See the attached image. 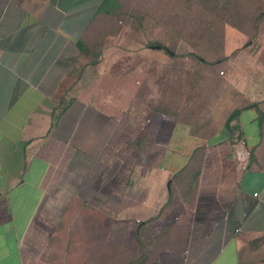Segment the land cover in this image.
<instances>
[{"label":"crops","instance_id":"1","mask_svg":"<svg viewBox=\"0 0 264 264\" xmlns=\"http://www.w3.org/2000/svg\"><path fill=\"white\" fill-rule=\"evenodd\" d=\"M130 1L0 0V264H264V14L151 76Z\"/></svg>","mask_w":264,"mask_h":264},{"label":"rangeland","instance_id":"2","mask_svg":"<svg viewBox=\"0 0 264 264\" xmlns=\"http://www.w3.org/2000/svg\"><path fill=\"white\" fill-rule=\"evenodd\" d=\"M122 5L124 10H127L122 11L120 19L125 26L129 27L128 29L131 32L129 35H124V38L127 37L128 40H133L136 46L143 45L150 38L162 37L168 41L167 43L176 45L175 48L179 54L186 55L189 52H197L207 58H217L221 55L223 57L220 48L223 36H225V39L227 36L229 40L231 37L236 39L230 40V43H234V45L239 41V38H237L238 33H236V37L233 36V32H236V30L231 29L228 32L230 27L225 24V21H222L221 18H212V15L206 13V8L200 6L197 2L191 3L187 0H134ZM243 42L245 40H242ZM242 43L240 42V44ZM152 45L154 44L150 45V52L151 59L154 62L150 66V75H162L165 71L162 66L163 59L169 61L171 57L164 50L154 48ZM254 45L255 43L251 46ZM242 53L248 54V47L242 48ZM188 58L193 57L188 55L184 59ZM238 60H240V57H238ZM236 61L232 62L231 68L242 74L240 72H243L244 69L234 68L236 67ZM170 67L167 65L165 69ZM183 70L185 73L191 70L189 62L185 64ZM140 74L142 76L141 72ZM157 76H155L156 80ZM156 88V86H151V91H154L157 96Z\"/></svg>","mask_w":264,"mask_h":264},{"label":"trees","instance_id":"3","mask_svg":"<svg viewBox=\"0 0 264 264\" xmlns=\"http://www.w3.org/2000/svg\"><path fill=\"white\" fill-rule=\"evenodd\" d=\"M188 2L191 3H195L197 2V4L199 3L200 6H203L206 8V13L208 15H212V18H221L222 21H225V24L228 25H233L239 28H244L246 27V24H250V22H253L257 25L258 23V16L261 14H264V11H262L261 13L259 11V0H187ZM192 7V6H191ZM257 11V12H256ZM256 12V14H254ZM223 41H224V36H223ZM222 41V42H223ZM168 41L164 40L162 37H156V38H150L149 40L146 41V45L150 46L151 44H160L161 47L160 49L164 50L167 54L170 55V57L172 59H180V58H186L188 57V55H191L194 58H198L200 60H205L204 56L199 55L197 52H189L188 54L184 55V54H179L176 51V45H171L170 43H167ZM222 46V45H221ZM221 48V47H220ZM222 60L219 57H217L214 61L209 62L212 65L215 64L216 62ZM182 67L183 69L185 68V63H182ZM184 72V70H183ZM224 72V71H223ZM169 74V73H168ZM171 74H173V71H171ZM184 74H186L184 72ZM193 76V74L189 73L184 75L183 79H182V83H181V87L183 88V95L184 96H188V94L192 91V88H194L195 85V81L197 80V78ZM157 81V80H156ZM173 81H171L168 77V80H166V89H167V97L166 98H170V100L172 102H175L173 97H174V93H173V89H172V85H173ZM202 83L198 82L199 85V93L203 91V85H201ZM201 86V87H200ZM187 94V95H186ZM190 96V95H189ZM178 97V96H175ZM185 99V98H184ZM188 102L184 101V105H196L194 100H193V95L190 96V98L187 99ZM181 101H183V99H181ZM191 101H193V103H191ZM178 103V102H177ZM191 103V104H190ZM197 107V105H196ZM205 119H201V121H206V117H208V120L206 122V124L211 121V117L212 115H206V113H200L199 114V118H204Z\"/></svg>","mask_w":264,"mask_h":264},{"label":"built area","instance_id":"4","mask_svg":"<svg viewBox=\"0 0 264 264\" xmlns=\"http://www.w3.org/2000/svg\"><path fill=\"white\" fill-rule=\"evenodd\" d=\"M250 152H251L250 149H248L246 147V140L244 138L241 139L240 145L237 147V153H238V155L240 157H245V156H248L250 154Z\"/></svg>","mask_w":264,"mask_h":264},{"label":"water","instance_id":"5","mask_svg":"<svg viewBox=\"0 0 264 264\" xmlns=\"http://www.w3.org/2000/svg\"><path fill=\"white\" fill-rule=\"evenodd\" d=\"M153 47H161V45L160 44H154V45H152ZM240 112V109L239 108H237V109H235L230 115H229V117H228V123H230L231 122V120L238 114Z\"/></svg>","mask_w":264,"mask_h":264}]
</instances>
